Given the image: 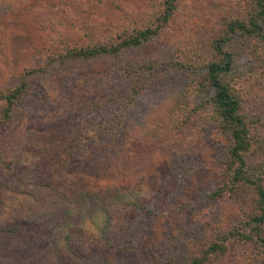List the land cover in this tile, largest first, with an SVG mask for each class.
I'll use <instances>...</instances> for the list:
<instances>
[{
  "label": "rangeland",
  "instance_id": "1",
  "mask_svg": "<svg viewBox=\"0 0 264 264\" xmlns=\"http://www.w3.org/2000/svg\"><path fill=\"white\" fill-rule=\"evenodd\" d=\"M245 1L179 0L165 29L141 49L54 71L53 89L34 87L36 95L29 97L18 115L0 131L1 148L29 154L34 160L29 173L19 171L9 184L18 187L23 179H29L65 182L84 192L111 190V185L124 191L144 189L146 196L138 201L146 205L148 213L129 210L125 220L138 229L139 247L158 257L171 254L182 243L194 244L212 233L239 227L240 208L231 197L223 193L209 198L224 185V140L210 128L201 129L203 117H194L189 125L181 121L191 111L190 101L198 102L191 90V66L211 60L208 48L220 31L221 21L239 15ZM160 3L161 0H0V63L18 65L26 61L53 41L52 29L57 41L70 39L76 45L118 36L132 28L130 19L135 15L158 9ZM60 72L63 74L58 75ZM255 76L260 77L258 72ZM255 76L242 75L246 80L242 81V107L256 121L257 140L264 141V94ZM133 87L138 90V98L126 115L128 126L141 140L129 146V160L118 162L111 156H99L97 149L81 150L74 153V160L65 168L54 169L52 159L64 141L71 138L68 139L70 132L79 133L96 113L89 104L112 91ZM51 127L52 136H47ZM157 137L172 141L153 152L154 145L145 144L144 139ZM252 159V164H261V156ZM0 223L23 224L18 217L1 213ZM37 227L24 225L20 232H34ZM36 244V249L42 248L45 242L41 238ZM225 247L221 264L259 263L250 243L229 241ZM115 258L126 264H142L143 260L137 254ZM108 261L112 259L108 257Z\"/></svg>",
  "mask_w": 264,
  "mask_h": 264
},
{
  "label": "trees",
  "instance_id": "2",
  "mask_svg": "<svg viewBox=\"0 0 264 264\" xmlns=\"http://www.w3.org/2000/svg\"><path fill=\"white\" fill-rule=\"evenodd\" d=\"M178 2L161 0L158 9L152 8L130 19V30L103 40L92 38L94 41L85 45H76L70 39L57 41L52 29L53 41L26 61L18 65L1 61L0 131L18 115L28 98L36 95L34 87L53 89L54 71L141 49L165 29ZM240 14L221 21L220 31L208 48L211 60L191 66L194 69L190 71L191 90L198 102L190 101L191 111L185 113L181 121L189 125L194 117H203L199 122L201 129L210 128L224 140L226 151L221 163L224 185L220 191L210 193L209 198L223 193L231 197L240 208L239 227L221 234L212 233L194 244L182 243L181 248L169 255L148 254L137 243L138 229L125 220L129 210L148 213L146 205L138 201L139 197L146 196L144 189L124 191L111 185V190L84 192L65 182L29 179L12 187V176L21 170L29 173L34 160L29 154L0 147V213L18 217L23 222L14 226L0 223V264H126L115 255L129 257L132 254L139 255L142 264H221L229 241L252 244L258 264H264V141L257 140L256 121L247 116L242 107L246 81L243 74L252 77L258 72L260 77L255 76V79L264 94V0H246ZM56 25L59 24H54L55 28ZM137 98L138 90L133 87L112 91L89 104L96 113L92 111L94 116L85 122L79 133L70 132L72 136L69 134L68 139L74 136L73 141L71 138L64 141L51 166L62 170L74 160V153L96 149L99 156L128 161L129 146L141 140L128 126L126 115ZM59 116L61 118L63 112ZM53 131L51 127L46 135L52 136ZM170 140L157 137L144 139V143H152L151 150L156 152L166 142L171 143ZM139 146L141 143L137 148ZM259 156L261 164H252V158ZM24 225L38 226L37 231L21 233ZM41 238L45 245L36 249V241Z\"/></svg>",
  "mask_w": 264,
  "mask_h": 264
}]
</instances>
